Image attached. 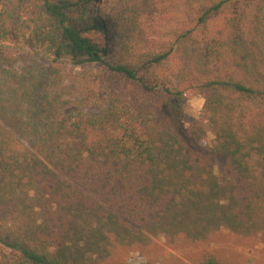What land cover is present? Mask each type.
Here are the masks:
<instances>
[{
  "label": "trees",
  "instance_id": "obj_1",
  "mask_svg": "<svg viewBox=\"0 0 264 264\" xmlns=\"http://www.w3.org/2000/svg\"><path fill=\"white\" fill-rule=\"evenodd\" d=\"M96 1L0 0V43L119 76L99 113L74 117L38 76L0 84V264H86L112 240L220 228L264 244V0H154L157 31L177 28L134 61H111ZM187 91L204 103L182 130Z\"/></svg>",
  "mask_w": 264,
  "mask_h": 264
},
{
  "label": "rangeland",
  "instance_id": "obj_2",
  "mask_svg": "<svg viewBox=\"0 0 264 264\" xmlns=\"http://www.w3.org/2000/svg\"><path fill=\"white\" fill-rule=\"evenodd\" d=\"M153 3L154 0L90 3L91 9L100 7L111 18L114 34L111 61H134L142 55L157 53V44L166 45L172 40L176 21L159 27L157 31V12L153 11ZM177 10L184 11V8ZM131 13H137L135 22L129 18ZM93 37L103 40L101 35ZM177 66V60L171 59L164 71L175 73ZM32 75L41 78L40 86L47 87L49 99L57 96L66 103L62 108L63 115L73 117L80 112L99 113L103 108L100 97L105 90L115 89L119 80V76L101 63L74 65L68 60L54 59L37 47L11 41L0 43V84H14L19 80L28 82L26 78ZM203 103L200 95L192 91L185 93L182 109L177 115L182 130L198 124ZM211 139L212 135L208 133L205 140ZM2 251L5 250L0 246ZM208 259L222 264H264V244L257 235L235 233L225 228L212 231L201 240H191L182 234L171 238L155 236L134 244L112 240L103 258L90 257L86 264H199Z\"/></svg>",
  "mask_w": 264,
  "mask_h": 264
}]
</instances>
